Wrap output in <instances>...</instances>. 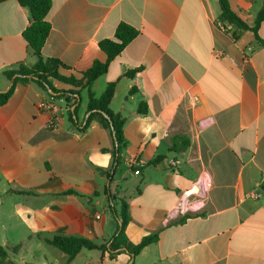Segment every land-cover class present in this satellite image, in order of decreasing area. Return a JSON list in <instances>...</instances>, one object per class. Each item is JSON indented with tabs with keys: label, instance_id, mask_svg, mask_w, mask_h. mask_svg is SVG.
<instances>
[{
	"label": "crops",
	"instance_id": "crops-1",
	"mask_svg": "<svg viewBox=\"0 0 264 264\" xmlns=\"http://www.w3.org/2000/svg\"><path fill=\"white\" fill-rule=\"evenodd\" d=\"M227 2L252 27L264 0ZM219 15L217 0H51L41 55L72 71L105 62L98 44L120 23L138 32L89 87L98 98L116 82L109 109L125 120L123 145L108 179L111 132L96 120L78 132L63 100L55 101L62 127L52 131L38 108L47 94L15 85L0 106V248L20 245L13 264H264V47L251 31L234 41ZM29 22L16 0L0 2V91L11 86L3 72L36 62L22 37ZM257 33L264 41V20ZM86 107L85 89L78 124ZM179 139L187 146L172 151ZM203 174L204 206L184 223V214L166 221L183 198H195ZM107 195L116 211L118 200L127 204L129 243L154 233L157 241L135 257L82 249L70 260L46 243L62 236L108 245L118 223Z\"/></svg>",
	"mask_w": 264,
	"mask_h": 264
},
{
	"label": "trees",
	"instance_id": "trees-1",
	"mask_svg": "<svg viewBox=\"0 0 264 264\" xmlns=\"http://www.w3.org/2000/svg\"><path fill=\"white\" fill-rule=\"evenodd\" d=\"M4 1V0H0ZM18 4L25 7L30 12V22L22 32V37L33 51L36 62L31 67L19 65L16 70L3 72V75L12 85L6 91H0V106L4 105L16 84L25 85L32 83L44 91L47 96H51L56 100H63L65 104V117L67 121L80 133L85 132L92 121L96 120L104 129H107L113 135L115 140V148L113 151L114 164L112 171L107 173L108 179H111L112 173L115 171L118 160L120 147L123 145L124 118L119 114H113L109 109V105L113 99L116 82L107 84L100 97L95 98L89 90L91 84L100 76L107 72L109 63L116 58L123 49L138 35V32L128 26L120 23L115 30L113 39H105L99 42L98 46L106 55L105 62L95 61L92 66L84 72H75L54 58L44 59L41 55V50L44 42L50 31V25L47 22V15L51 7V0H16ZM220 15L219 22L223 26L224 31L230 37L237 41L240 39L244 31H251L255 41L264 47V41L258 36V28L264 20V2L261 9L257 13L252 27H249L240 20L230 9L227 0H217ZM136 71L125 72L124 76L131 77ZM48 89L54 95L48 94ZM87 90V107L88 114L85 124H78L77 111L80 105V93L82 90ZM133 91V90H132ZM141 114L146 112V107L141 104L138 108ZM187 143L184 140H172L171 150L180 152L184 150ZM109 209L118 225L114 236L109 241L108 245H96L86 239L76 237L54 236L51 239H46V243L57 248L72 259L80 250H98L102 254L107 253L109 257L116 255L117 251L125 250L132 257L137 256L142 249L155 243L158 239V234L154 233L143 237L140 242L133 245L128 242L124 230L130 217L128 207L124 200L119 201V210L116 211L111 205L114 197L107 195ZM189 218L186 214L178 223H184ZM20 245H15L7 248H0V264L10 263L9 254H15L19 250Z\"/></svg>",
	"mask_w": 264,
	"mask_h": 264
},
{
	"label": "built area",
	"instance_id": "built-area-1",
	"mask_svg": "<svg viewBox=\"0 0 264 264\" xmlns=\"http://www.w3.org/2000/svg\"><path fill=\"white\" fill-rule=\"evenodd\" d=\"M220 29L224 30L223 26L219 24ZM56 99H54L51 96H47L44 99H42L39 104L38 108L44 112L47 117V127L52 131H59L62 127L63 123V115L59 113V109L55 104ZM212 123V118H207L201 122H199V126L205 127L208 124ZM174 163H170V165H173ZM135 174H138V171L134 172ZM197 186H198V192L194 195V199L189 198H183L182 201L174 207L168 214L167 220L175 219L182 214H187L189 212L198 211L200 208L204 206V199L206 197V192L209 187V180L207 174H203L200 176V178L197 180ZM250 198H257V196L253 193L249 194Z\"/></svg>",
	"mask_w": 264,
	"mask_h": 264
},
{
	"label": "water",
	"instance_id": "water-1",
	"mask_svg": "<svg viewBox=\"0 0 264 264\" xmlns=\"http://www.w3.org/2000/svg\"><path fill=\"white\" fill-rule=\"evenodd\" d=\"M10 85H12V83H11ZM48 94H50V95H54V93H53L51 90H49V89H48ZM87 116H88V114H86V116H85V121L83 122V124L86 123Z\"/></svg>",
	"mask_w": 264,
	"mask_h": 264
}]
</instances>
